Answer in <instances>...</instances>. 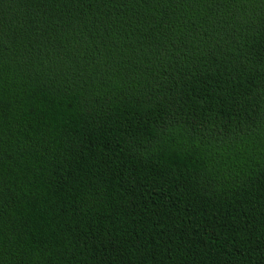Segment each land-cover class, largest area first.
I'll use <instances>...</instances> for the list:
<instances>
[{
    "label": "trees",
    "instance_id": "16d2710c",
    "mask_svg": "<svg viewBox=\"0 0 264 264\" xmlns=\"http://www.w3.org/2000/svg\"><path fill=\"white\" fill-rule=\"evenodd\" d=\"M0 264H264V0H0Z\"/></svg>",
    "mask_w": 264,
    "mask_h": 264
}]
</instances>
